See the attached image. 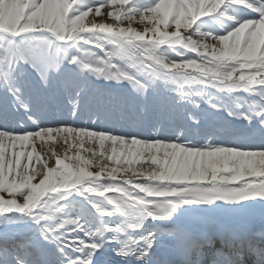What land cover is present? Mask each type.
Returning a JSON list of instances; mask_svg holds the SVG:
<instances>
[{"label":"snow or ice","instance_id":"6c2138e0","mask_svg":"<svg viewBox=\"0 0 264 264\" xmlns=\"http://www.w3.org/2000/svg\"><path fill=\"white\" fill-rule=\"evenodd\" d=\"M256 204L264 0H0V264H264L185 220Z\"/></svg>","mask_w":264,"mask_h":264},{"label":"bare ground","instance_id":"6f19581e","mask_svg":"<svg viewBox=\"0 0 264 264\" xmlns=\"http://www.w3.org/2000/svg\"><path fill=\"white\" fill-rule=\"evenodd\" d=\"M91 15V14H90ZM98 22H105V23H110L111 18H106V17H97ZM126 26V24L124 25ZM133 27L137 28V30H142L143 26L142 25H137L133 24ZM57 148L59 146L57 145ZM5 198H7V195L5 194ZM264 208V205L261 204H256L254 207L251 209H248L244 212L241 213H234L230 211H217V212H212V213H192L189 214L185 220L187 223L193 225V226H202L205 228L206 231L209 232V234H215L217 231V226L216 224H222V225H227L231 224L233 222H238V223H244L248 222L250 218H252L253 215V210L257 212L261 211ZM4 231V226L0 225V232ZM164 257L161 255L157 256V259H164L167 256V250L164 248H161Z\"/></svg>","mask_w":264,"mask_h":264}]
</instances>
